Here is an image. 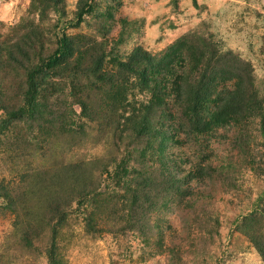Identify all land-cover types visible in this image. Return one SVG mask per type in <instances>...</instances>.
I'll return each instance as SVG.
<instances>
[{
  "label": "rangeland",
  "instance_id": "374dc122",
  "mask_svg": "<svg viewBox=\"0 0 264 264\" xmlns=\"http://www.w3.org/2000/svg\"><path fill=\"white\" fill-rule=\"evenodd\" d=\"M77 1L0 0V264H264V0H93L71 26ZM64 37L78 49L28 94L27 69ZM137 47L156 59L152 93L116 78ZM235 63L262 111L196 134L176 91ZM137 102L157 130L139 139Z\"/></svg>",
  "mask_w": 264,
  "mask_h": 264
},
{
  "label": "trees",
  "instance_id": "16d2710c",
  "mask_svg": "<svg viewBox=\"0 0 264 264\" xmlns=\"http://www.w3.org/2000/svg\"><path fill=\"white\" fill-rule=\"evenodd\" d=\"M63 0H41V14L53 9L55 12H59V5ZM93 0H78L75 12V23L71 22L69 25H79L81 21L89 14L91 9V3ZM196 3V0H193ZM72 44V46H70ZM79 45L73 44L71 41L63 38V45L58 46V50L54 56L47 58L41 64H35L30 66L26 71V77L28 81V94L34 95L37 91V84L35 82L36 75L45 73V68L54 67L58 63L64 64L66 57L69 55L67 51L78 49ZM71 49V50H70ZM212 59V58H211ZM102 61L100 57H96L92 63L85 69V71L97 74L102 68ZM156 59L147 51L141 47L135 48L124 60L119 63V71L116 74V78L122 83V81H128L135 79L136 84L140 88L148 87L153 92L155 81L151 75L155 67ZM229 68H225L227 65H220L219 67L205 66L200 71L196 79H188L185 86H180L175 95L178 96L176 100L180 106L184 107L186 113L185 116L189 121L191 127L196 134H202L206 131V127H212V125H220L224 121H228V115L236 114L255 117L262 111V100L258 97L256 91L253 89V82L251 79V73L249 70H243L242 75L238 72L240 66L236 65ZM209 73H213L210 74ZM245 73V76H244ZM236 80L235 87L230 91L220 92L216 90L215 84L220 81H232ZM143 86V87H142ZM175 90V89H174ZM31 95V96H32ZM219 102L218 107L210 115L205 114L208 110V105L213 102ZM129 111L124 118L125 123H131V129L133 132V138L139 139L152 132L157 133L156 126L154 125V112L150 102H137L136 105L129 104ZM35 109L32 108L31 101L29 102V109L26 110L27 116H32ZM203 113V114H202ZM205 114V119L203 115ZM22 114H18L16 117H20ZM209 118V119H207ZM147 183V182H144ZM146 185V184H144ZM150 186V183L147 184ZM145 194V192H144ZM141 195L142 200L145 201V195ZM140 196L135 193L132 200V204L137 203L139 200L136 198ZM135 200V201H134ZM54 212L50 211L51 216H55L56 224L59 222L62 214L57 207H51ZM55 213V214H54ZM53 235L55 227L51 229ZM257 252L264 257L262 249L258 247ZM51 264H56L54 258H51Z\"/></svg>",
  "mask_w": 264,
  "mask_h": 264
}]
</instances>
